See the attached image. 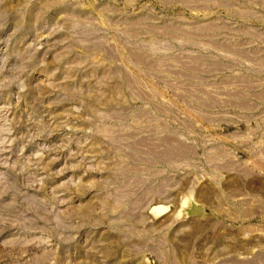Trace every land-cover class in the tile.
I'll list each match as a JSON object with an SVG mask.
<instances>
[{
    "label": "rangeland",
    "instance_id": "rangeland-1",
    "mask_svg": "<svg viewBox=\"0 0 264 264\" xmlns=\"http://www.w3.org/2000/svg\"><path fill=\"white\" fill-rule=\"evenodd\" d=\"M0 264H264V0H0Z\"/></svg>",
    "mask_w": 264,
    "mask_h": 264
}]
</instances>
